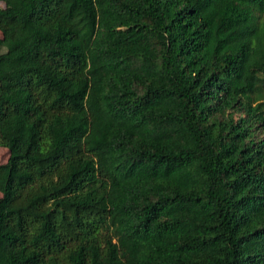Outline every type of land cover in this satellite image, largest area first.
<instances>
[{
  "label": "trees",
  "instance_id": "1",
  "mask_svg": "<svg viewBox=\"0 0 264 264\" xmlns=\"http://www.w3.org/2000/svg\"><path fill=\"white\" fill-rule=\"evenodd\" d=\"M0 2V264H264V0Z\"/></svg>",
  "mask_w": 264,
  "mask_h": 264
},
{
  "label": "rangeland",
  "instance_id": "2",
  "mask_svg": "<svg viewBox=\"0 0 264 264\" xmlns=\"http://www.w3.org/2000/svg\"><path fill=\"white\" fill-rule=\"evenodd\" d=\"M4 7L5 5L2 2H0V8H4ZM0 37H2L1 32H0ZM9 157H10L9 151L5 148H0V165L6 164L8 162Z\"/></svg>",
  "mask_w": 264,
  "mask_h": 264
}]
</instances>
